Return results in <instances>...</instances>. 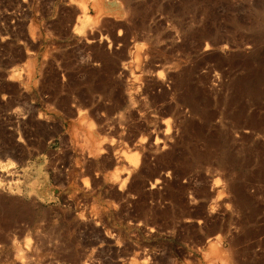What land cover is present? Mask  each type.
Segmentation results:
<instances>
[{
  "label": "rangeland",
  "instance_id": "1",
  "mask_svg": "<svg viewBox=\"0 0 264 264\" xmlns=\"http://www.w3.org/2000/svg\"><path fill=\"white\" fill-rule=\"evenodd\" d=\"M0 264H264V0H0Z\"/></svg>",
  "mask_w": 264,
  "mask_h": 264
}]
</instances>
